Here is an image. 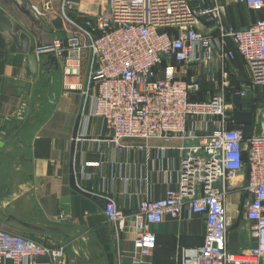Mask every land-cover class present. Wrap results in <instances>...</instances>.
Returning a JSON list of instances; mask_svg holds the SVG:
<instances>
[{"label":"built area","instance_id":"2783aa9c","mask_svg":"<svg viewBox=\"0 0 264 264\" xmlns=\"http://www.w3.org/2000/svg\"><path fill=\"white\" fill-rule=\"evenodd\" d=\"M32 5L38 16L57 13L55 0ZM94 0H61L60 14L72 36L65 45L54 38L44 51L65 61V51L81 56L89 51L90 68L82 111L85 119L101 118L112 132V141L157 139L181 140V180L165 198L142 200L130 213L113 197H106L105 213L117 230H133L138 249L135 264L150 256L157 245L152 227L166 215L182 217L187 209L203 215L206 235L203 245L182 249V264H264V114L256 107L261 133L244 139L232 129L234 106L220 90L207 100H193L200 90L196 79L183 76L189 65L199 64L212 73L213 50L220 60L236 53L247 66L250 85L239 89L242 98L253 86L264 85V17L242 29L224 25V6H194L204 0H100L99 11L83 22L68 10H77ZM250 9L264 13V0H242ZM86 14V13H83ZM214 22L217 36L197 28L200 19ZM1 33V32H0ZM231 40L235 51H227ZM1 54V34H0ZM173 62L176 63L173 64ZM77 140L86 138L81 132ZM246 173L239 186L245 194L244 213L252 223L255 240L247 250L234 254L228 249L231 220L226 196L231 180ZM67 246H52L0 227V264H66Z\"/></svg>","mask_w":264,"mask_h":264},{"label":"crops","instance_id":"0c3cea01","mask_svg":"<svg viewBox=\"0 0 264 264\" xmlns=\"http://www.w3.org/2000/svg\"><path fill=\"white\" fill-rule=\"evenodd\" d=\"M99 1L85 2L80 9L70 8L68 12L74 20L83 22L87 15L100 10ZM217 1L224 6L227 28L242 29L264 17L263 12L250 9L242 0ZM18 2L31 7L43 5L42 0ZM60 2L55 0L57 13L39 16L44 25L39 36L44 41L61 38L67 45L72 35L65 30L68 23L60 14ZM215 3L204 0L193 5ZM17 13L15 1L0 0V15L11 19L16 33L22 29L13 15ZM197 28L216 36L219 32L207 18H201ZM0 32V227L28 231L35 240L48 245H66V264H135L136 234L130 229L117 230L105 213L106 197H113L120 209L130 213L142 200L165 198L169 191L177 190L182 168L180 148L185 143L157 139L114 143L112 132L101 118L85 119L82 114L89 51L81 58L76 51H65L67 63L79 66L76 74L65 72V61L57 59V67L48 62L47 56L38 58V71L33 73L27 54L14 52L12 37ZM225 49L235 51L231 40ZM218 51L217 47L213 50L211 74L206 66L192 63L183 76L200 83V90L191 94V99L207 100L222 90L227 102L233 104L231 81L238 79L240 88L250 85L248 69L239 54L220 60ZM30 53H36L33 36ZM242 99L244 109L258 107L251 92ZM258 125L257 119L256 134ZM81 132L86 138L77 140ZM246 178V173L236 175L226 196L231 220L228 249L234 254L255 242L252 223L244 213L245 194L239 188ZM152 230L157 234V245L150 256L142 257L141 264H182L183 248L203 245L206 222L203 215L186 209L180 218L166 215Z\"/></svg>","mask_w":264,"mask_h":264},{"label":"water","instance_id":"95a60500","mask_svg":"<svg viewBox=\"0 0 264 264\" xmlns=\"http://www.w3.org/2000/svg\"><path fill=\"white\" fill-rule=\"evenodd\" d=\"M13 1H15L17 4L19 12L17 15H13L15 19L21 24L22 29L17 33L14 32V24L12 23L11 19L6 15H0V29L3 32L9 33V35L12 37V50L14 52L27 54L29 66L33 73L38 71V58L43 56H47L49 60L48 62L56 63L57 67H59V62L53 53L44 51L45 47L53 45V39L50 38L49 40L44 41L40 38V29H44V25L40 17L35 13L29 4L19 3L18 0ZM206 18L207 16L203 17V19ZM29 25H31V27ZM31 36H33L36 41V53H30ZM44 66H46V63H44ZM230 88L233 90L232 103L235 109L233 112V124L231 127L234 130H240L242 132L243 138L247 139L254 134L257 123L256 110L244 109L243 99L239 93L240 82L238 79H232ZM2 145L3 143L0 142V147ZM21 224L27 228L36 229V227L30 224L24 222H21Z\"/></svg>","mask_w":264,"mask_h":264},{"label":"rangeland","instance_id":"374dc122","mask_svg":"<svg viewBox=\"0 0 264 264\" xmlns=\"http://www.w3.org/2000/svg\"><path fill=\"white\" fill-rule=\"evenodd\" d=\"M247 77L249 78L248 73H247ZM249 81H250V79H249ZM251 97H256L258 109L260 110L261 113L264 114V85L253 86L251 89ZM258 133L259 134L261 133L260 125H258ZM8 230L13 231V232H17V233H19L23 236H26V237H30L32 239H35V235H33L32 233H30L28 231L12 230V229H8Z\"/></svg>","mask_w":264,"mask_h":264}]
</instances>
